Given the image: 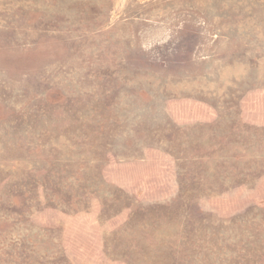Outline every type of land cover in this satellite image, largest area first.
I'll return each instance as SVG.
<instances>
[{"label":"rangeland","instance_id":"obj_1","mask_svg":"<svg viewBox=\"0 0 264 264\" xmlns=\"http://www.w3.org/2000/svg\"><path fill=\"white\" fill-rule=\"evenodd\" d=\"M0 264H264V0H0Z\"/></svg>","mask_w":264,"mask_h":264},{"label":"bare ground","instance_id":"obj_2","mask_svg":"<svg viewBox=\"0 0 264 264\" xmlns=\"http://www.w3.org/2000/svg\"><path fill=\"white\" fill-rule=\"evenodd\" d=\"M115 6V5H114Z\"/></svg>","mask_w":264,"mask_h":264}]
</instances>
